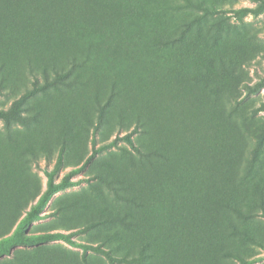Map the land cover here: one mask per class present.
Listing matches in <instances>:
<instances>
[{
	"label": "trees",
	"instance_id": "16d2710c",
	"mask_svg": "<svg viewBox=\"0 0 264 264\" xmlns=\"http://www.w3.org/2000/svg\"><path fill=\"white\" fill-rule=\"evenodd\" d=\"M253 1L0 0V264L264 260V103L244 112L264 88L247 72ZM87 169L55 214L71 231L82 213L79 230H33Z\"/></svg>",
	"mask_w": 264,
	"mask_h": 264
},
{
	"label": "rangeland",
	"instance_id": "374dc122",
	"mask_svg": "<svg viewBox=\"0 0 264 264\" xmlns=\"http://www.w3.org/2000/svg\"><path fill=\"white\" fill-rule=\"evenodd\" d=\"M257 4L253 0H235L234 7L235 8H242V7H250L254 8ZM226 16L230 17V21L237 23V20L234 16H232L231 13H227ZM243 22L245 24V29L249 31L250 34H253V41L255 44H257L261 50V56H259L253 67H250L247 69V72L250 74L253 82H257L258 78L256 76V73L264 77V13L260 15H253L249 14L243 19ZM244 95V93H243ZM13 99L11 97H4L0 96V106L5 105V108H9L12 104ZM264 103V88L261 89L256 95H252L250 97V100L248 103H246L247 106H244V112L249 115L253 109H257L260 107V105ZM243 104V103H242ZM241 104V105H242ZM256 120H259L261 122H264V111L260 112L258 116L256 117ZM1 126V123H0ZM123 133L121 134V136ZM115 138V137H113ZM112 138V139H113ZM120 146H126V143L123 141H120L118 143ZM92 148L90 146L89 152H91ZM112 152H119L118 148H112ZM102 155H106V153H102ZM56 163V158L53 159V161L49 162L46 159H41L38 164H34L32 166V173L39 179V185L42 188V191H45L47 187V177L45 175V171H51ZM69 170H71V167H63L60 172L56 175L55 180L58 182L62 179L63 175L67 173ZM91 174L89 172V169L82 172L81 174L77 175L73 178V180L78 181L82 180V182L79 184V186L69 188L65 191H62L58 194H56L52 200L49 202L48 206L44 210L43 214L46 215L45 219L40 220L38 222H35L32 226L33 230H36L37 232H52V231H60L65 233L76 232L79 230V227L83 225V214L78 212L71 213V218L73 219V222H71L73 229L71 231L59 229L61 227L60 221L61 218L59 216H55L57 213V208L59 206L58 199L67 196L72 195L74 198H79L83 196V191L88 189L87 180L90 179ZM84 179V180H83ZM95 183V182H91ZM80 214V215H79ZM59 229V230H58ZM78 241H85V235L83 233H76L75 237ZM64 246L70 250L81 252L79 249L71 248L70 246L64 244ZM33 247H18L15 248L13 251L17 249H32ZM260 255L259 257H262L264 259V250L259 249L258 250ZM9 257H4L0 261L8 259ZM256 264H264V260L259 261Z\"/></svg>",
	"mask_w": 264,
	"mask_h": 264
}]
</instances>
